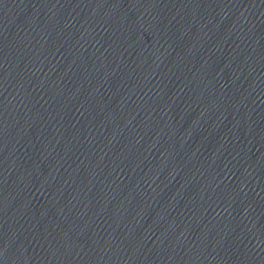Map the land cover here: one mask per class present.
Masks as SVG:
<instances>
[{"label": "water", "instance_id": "water-1", "mask_svg": "<svg viewBox=\"0 0 264 264\" xmlns=\"http://www.w3.org/2000/svg\"><path fill=\"white\" fill-rule=\"evenodd\" d=\"M0 264H264V0H0Z\"/></svg>", "mask_w": 264, "mask_h": 264}]
</instances>
